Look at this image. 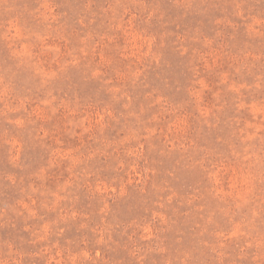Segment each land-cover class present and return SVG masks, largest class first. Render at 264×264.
Returning <instances> with one entry per match:
<instances>
[{
	"label": "rangeland",
	"instance_id": "rangeland-1",
	"mask_svg": "<svg viewBox=\"0 0 264 264\" xmlns=\"http://www.w3.org/2000/svg\"><path fill=\"white\" fill-rule=\"evenodd\" d=\"M0 264H264V0H0Z\"/></svg>",
	"mask_w": 264,
	"mask_h": 264
}]
</instances>
